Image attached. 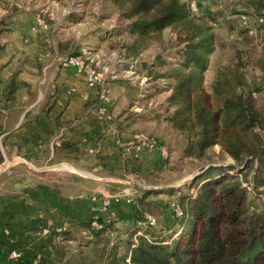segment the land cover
Returning <instances> with one entry per match:
<instances>
[{"label": "crops", "instance_id": "obj_1", "mask_svg": "<svg viewBox=\"0 0 264 264\" xmlns=\"http://www.w3.org/2000/svg\"><path fill=\"white\" fill-rule=\"evenodd\" d=\"M35 1L0 0V264H49L45 258L55 259L54 246L65 243L51 235L88 231L84 222L95 213L99 220L112 211L135 218V209L124 203L99 211L104 191L90 193L87 181L99 182V172L122 170L120 138L130 136V129L122 133L118 122L126 118L123 124L129 125L142 115L132 108L137 90L116 71L106 77L108 100L101 101V85L89 88L84 73L60 65L59 40L41 27ZM198 2L199 15L212 11V0ZM103 33L96 29L99 37ZM127 150L142 175L164 166L154 145L142 142ZM146 200L160 207L158 217L163 214L156 196ZM11 250L20 256L8 259ZM77 251L65 253L59 264H80L72 256Z\"/></svg>", "mask_w": 264, "mask_h": 264}, {"label": "trees", "instance_id": "obj_2", "mask_svg": "<svg viewBox=\"0 0 264 264\" xmlns=\"http://www.w3.org/2000/svg\"><path fill=\"white\" fill-rule=\"evenodd\" d=\"M241 2L249 8H257L260 16L261 12L264 13V2ZM197 3L199 8L198 0ZM115 4L121 16L127 19L125 30L132 37L129 49L138 45L143 50L164 30L172 28L174 31L169 45L163 46L171 58L158 55L157 59L163 66L169 67L162 76L174 80L168 105H176V108L166 120L183 130L189 123V127L197 125L199 129L195 141L190 134L187 135L189 145L184 148L185 153L193 154L196 145L199 156L204 149L217 144L237 164L241 163L243 170L248 157L263 163L264 143L256 127H264V109L254 104L250 93L237 91L243 85L242 78L217 79L211 94L201 90L203 73L215 45L212 21L215 22L219 14L206 10L199 15L198 8L196 11L190 9L188 0H115ZM261 24L264 22L255 23ZM58 47L59 52L64 53L63 57L82 55L83 51L72 41L59 43ZM133 55L136 56V52ZM261 70L264 73V60L261 61ZM126 113V117L130 118ZM124 120L118 122L122 133L127 131ZM134 121L131 120L130 124ZM129 131L130 136L125 133L120 143L136 136H133L137 134L135 130ZM158 144L163 145L160 141ZM208 170L217 169L212 166ZM243 182H249L245 173L238 178L221 171L212 172V180H195L190 194L181 195L177 202L174 201L179 212L176 208L172 210V224L160 226V229H155V225L148 221L149 216L161 214L160 207L144 198L135 208L134 224L121 250L105 241L99 264H264V207L250 209L249 190ZM152 194L145 192L144 197ZM111 219H100L102 227L99 229L92 226V220L84 222L83 226L88 230L84 231L86 237L98 239L111 234ZM140 228L145 229L144 234L136 233ZM167 233L170 239L174 234L176 237L169 241L164 237ZM73 234V230L66 229L51 235L65 243L54 246L55 259L45 258L49 264H59L68 253L67 249H72L71 244L74 243L68 240L73 241Z\"/></svg>", "mask_w": 264, "mask_h": 264}, {"label": "rangeland", "instance_id": "obj_3", "mask_svg": "<svg viewBox=\"0 0 264 264\" xmlns=\"http://www.w3.org/2000/svg\"><path fill=\"white\" fill-rule=\"evenodd\" d=\"M35 3L37 7L34 6L33 10L36 18L53 41L59 40V43H62L63 40L74 39L75 46L90 50V55L98 59L97 67L100 69L106 67L108 72L115 70L120 72L121 79L128 81L129 88L137 90L136 104L132 108L142 115L130 124V128L126 126V129L135 130L137 134L121 146L124 149L121 155L122 170H109L103 172L104 174L99 172L103 179L99 182L92 179L87 181L90 193H94L97 187L98 192L104 191L105 203L102 201L99 211L110 212L109 206L112 202L124 203L134 210L140 206L144 198L156 196L164 212L159 217H149L154 218L155 229H160V226L167 227L173 222L172 210L177 209L175 203L178 197L190 194L195 180H212V172L215 174L220 171L237 175L238 178L245 173L249 182H243V186L249 190L250 209L264 207V152L263 163L248 157L244 170L241 163L237 164L217 144L207 147L199 156L195 145L193 154H187L185 153L189 145L187 135L190 134L195 141L198 138V126L189 127V123L183 130L174 126L170 120H166L176 108V105H168L174 80L162 76L169 67L163 66L157 56L171 58L167 56L169 51L163 49V46H168L171 42L170 38L174 32L172 28L151 39L143 50L138 45L135 48L131 46L132 50L128 48L132 37L127 35L125 30L127 19L121 16L115 0H38ZM213 4L212 13L219 14V17L215 22L212 21L215 45L209 56V65L203 73L201 90L211 94L212 86L217 79L230 80L240 77L243 85L239 86L237 91L250 93L254 104L259 109L262 106L264 109V73L261 70V61L264 60V24L254 23L255 15L260 14V11L245 6L241 0H214ZM263 14L261 12V15ZM246 18L249 20L247 23ZM204 20L206 21L205 18ZM97 28L104 30L102 37L96 35ZM250 28L252 32L249 31ZM135 52L136 56L133 55ZM144 60L146 61L143 62ZM113 73H106L104 76L106 78ZM105 87L108 90L106 85ZM263 128L256 127V131L261 133L264 143ZM157 140L163 145L159 146ZM142 142L157 147L165 161L163 168L156 170L150 177L140 173L141 169L132 162L134 158L132 153L127 150V148L130 150L132 145H140ZM161 150H164L167 156L162 155ZM212 166L217 170H208ZM202 167H205L204 170L199 172ZM148 191L154 195L144 197ZM127 206L125 208L128 209ZM110 213L106 218H112L109 222L113 227L110 229L113 233L116 231V234L107 233L98 239L86 237L87 231L85 233L76 231L73 234L74 244H71L72 249L67 251L70 253L77 248L78 251L71 255L75 256L80 264H86L84 260L88 261L87 264H99L102 258L101 247L105 241H108L110 246L113 242L120 251L122 243L128 239L127 234L134 222L122 215L116 217V211ZM139 224L143 227L141 223ZM143 228L136 233L144 234ZM117 237L119 241H115ZM164 237L171 241L176 234L171 239L168 233Z\"/></svg>", "mask_w": 264, "mask_h": 264}, {"label": "built area", "instance_id": "obj_4", "mask_svg": "<svg viewBox=\"0 0 264 264\" xmlns=\"http://www.w3.org/2000/svg\"><path fill=\"white\" fill-rule=\"evenodd\" d=\"M188 5L191 10L196 11L198 8V3L197 0H188ZM246 23L249 22V20L246 18L245 19ZM264 22V16H259L256 18L255 23H263ZM252 32V28L249 30ZM91 52L90 50H85L83 48L82 55H77V56H71V57H62L60 59V65L61 66H72L74 67V70L76 74H85L86 77V82L89 88H94L98 85L102 86L101 93L99 95L100 100L105 102L107 101V89L105 87L104 80L106 79L104 74H108L111 72H116L115 71H107L106 67H103L100 69V67H97L96 65L98 64V59L95 58L93 55H90ZM113 73V74H114ZM112 74V75H113ZM100 113H103L105 111V106L102 104L98 108ZM162 155H166V152L164 150H161ZM164 156V157H165ZM104 202V201H103ZM105 203V202H104ZM177 212L179 211L176 209ZM148 221L150 224H154L155 220L154 218L148 217ZM91 224L94 228L99 229L102 227V224L99 221L98 215H94ZM20 256L19 252L16 250H11L8 259H15ZM129 261V258L127 259ZM1 264H8V262H4Z\"/></svg>", "mask_w": 264, "mask_h": 264}, {"label": "water", "instance_id": "obj_5", "mask_svg": "<svg viewBox=\"0 0 264 264\" xmlns=\"http://www.w3.org/2000/svg\"><path fill=\"white\" fill-rule=\"evenodd\" d=\"M204 168H205V167H202V168L199 170V172L202 171V170H204Z\"/></svg>", "mask_w": 264, "mask_h": 264}]
</instances>
